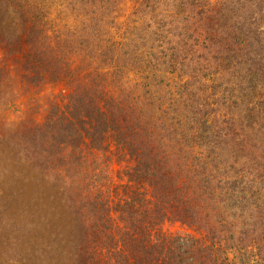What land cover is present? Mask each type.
I'll return each instance as SVG.
<instances>
[{
    "label": "trees",
    "instance_id": "1",
    "mask_svg": "<svg viewBox=\"0 0 264 264\" xmlns=\"http://www.w3.org/2000/svg\"><path fill=\"white\" fill-rule=\"evenodd\" d=\"M0 249L264 264V0H0Z\"/></svg>",
    "mask_w": 264,
    "mask_h": 264
},
{
    "label": "rangeland",
    "instance_id": "2",
    "mask_svg": "<svg viewBox=\"0 0 264 264\" xmlns=\"http://www.w3.org/2000/svg\"><path fill=\"white\" fill-rule=\"evenodd\" d=\"M4 243H6V242L3 241V242H2V245H3ZM3 248L5 249V246H4V245H3ZM1 257L3 258V256H2V251H1V249H0V264H3V263H2L3 260H1Z\"/></svg>",
    "mask_w": 264,
    "mask_h": 264
}]
</instances>
